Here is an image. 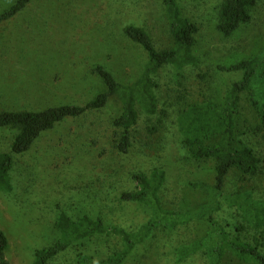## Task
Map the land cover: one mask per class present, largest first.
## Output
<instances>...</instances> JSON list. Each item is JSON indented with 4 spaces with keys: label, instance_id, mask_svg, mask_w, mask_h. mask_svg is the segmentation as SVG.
Masks as SVG:
<instances>
[{
    "label": "trees",
    "instance_id": "obj_1",
    "mask_svg": "<svg viewBox=\"0 0 264 264\" xmlns=\"http://www.w3.org/2000/svg\"><path fill=\"white\" fill-rule=\"evenodd\" d=\"M38 2L16 0L0 14V131L14 132L9 151L0 153V192L12 189V172L17 160L29 158L46 134L83 117L97 120L113 101L120 103V113L111 122V128L106 124L100 127L102 141L108 142L116 130L118 152L129 154L139 134L151 141L149 149L154 152V141L173 119L188 158L212 164L214 180L212 183H190L207 199L190 210H176L164 203L168 182L164 168L155 166L149 173H134V190L122 192L120 196L123 202L140 204L149 211L148 220L138 230L129 231L117 222L111 223L88 213L74 218L58 209L55 227L59 239L50 247L38 249L34 264H51L73 247L79 248L77 264H149L147 249L152 245L156 247L153 241L159 233H170L197 222L207 223L205 235L174 248L171 251L173 264H192L197 258L205 264H264V147L249 140L251 136L264 137V48L238 62L217 67L219 73L241 75L220 100L204 98L202 102H190L186 93L177 90V95H169L171 103L162 101L157 80L159 72L169 66L181 71L200 63L195 53L198 24L184 13L178 0H164L169 47L157 48L151 35L141 26L131 24L123 30L124 36L138 45L146 56L142 72L134 81L124 83L102 62L91 63V41L85 46L84 55L73 51L65 58L66 62L58 64L59 68L65 67L63 73L50 78L43 71L40 84L26 86L30 82L29 75H22L16 69L7 83L9 67L27 66L24 61L29 44L21 45L16 31L23 18L34 12ZM258 3L259 0H223L218 8V31L231 37L248 26L254 19ZM84 12L81 8V14ZM90 21L97 24L94 16L85 14L82 26ZM78 30L72 29L70 36L66 35L69 43L87 45L86 38L91 30ZM31 50L30 56L34 54ZM6 56H11V66H8L9 60L3 59ZM77 69L84 72L81 81L89 83L96 79L102 91L82 103L67 102L84 93L73 76ZM199 78L204 81L206 76ZM17 82L22 84H14ZM58 98H65V101L61 103ZM47 101H54V104L43 108V102ZM245 102L249 104L247 115ZM141 119L146 125L139 131ZM48 150L43 148L39 152L42 163L49 158ZM82 164L89 172L93 169L88 161ZM55 182L49 186L39 185L35 196L38 202L48 199L54 192L53 197L59 198ZM100 239L107 241L109 249H112L110 242L116 243L105 257L99 256L97 251L90 253L86 248L87 243ZM7 247V236L0 230V264H8Z\"/></svg>",
    "mask_w": 264,
    "mask_h": 264
},
{
    "label": "rangeland",
    "instance_id": "obj_2",
    "mask_svg": "<svg viewBox=\"0 0 264 264\" xmlns=\"http://www.w3.org/2000/svg\"><path fill=\"white\" fill-rule=\"evenodd\" d=\"M178 1L184 13L199 26L195 53L200 63L181 71L172 66L162 69L157 76L161 99L171 103L169 95L175 96L179 90L187 94L190 102H202L204 98L220 100L226 89L241 75L219 73L217 67L238 62L264 48V0H259L253 21L231 37L223 36L217 29L218 8L223 0ZM14 2L16 0H0V14ZM81 8L85 9L82 14ZM87 13L96 18L97 24L90 21L82 26ZM23 19L16 31V39L21 45L29 44L24 61L27 66L15 69L9 67L6 72L7 83L16 69L22 75H29L27 80L30 82L26 86L40 84L38 81L43 79L44 72L50 78L63 73L65 67L59 68L58 64L66 62L68 59L65 58L73 51L84 55L87 51L85 46H89L91 41V63L102 62L124 83L134 81L142 72L146 56L138 45L124 36V28L131 24L145 28L157 48L170 46L164 0H39L34 12ZM81 28L83 31L91 30L86 38L87 45L70 44L66 35L70 36L72 29ZM30 50L34 52L32 56ZM3 59L9 60L8 66H11V56ZM82 73L77 69L73 76L79 83L77 87L83 89V95L67 102L75 100L82 103L102 91L96 79L89 83L81 81ZM200 75H205L206 79L200 80ZM60 85L66 87L65 84ZM58 100L63 103L65 98ZM245 103L244 113L247 115L249 104ZM53 104L54 101L43 102V108ZM119 113L120 103L113 101L97 120L87 116L64 123L46 134L29 158L17 160L12 172V189L0 192V230L8 239L5 252L8 264H34L35 252L50 247L59 239L55 227L58 209L74 218L88 213L111 223L117 222L129 231L138 230L148 220L149 211L140 204L123 202L120 195L134 190V173H149L155 166L164 168L168 173L163 194L165 206L190 210L207 199L203 193L194 190L190 183H212L213 165L188 158L189 154L181 144L173 119L154 141V152L149 149L151 141L137 134L131 152L122 154L117 150V131H113L108 142L101 140L100 131V127L105 124L111 128V122ZM145 125L141 119L139 131ZM13 136V131H0V153L9 151ZM249 140L264 147L263 136H251ZM43 148L49 149V158L44 163L39 158ZM83 161L93 166L90 172L82 164ZM52 182L58 187L59 198L53 197L54 192L48 199L38 202L35 196L39 185L43 183L49 186ZM231 189V185H228V190ZM206 231L207 223L197 222L170 233H159L153 241L156 247L152 245L147 249L150 257L147 262L173 264L171 251L182 242L204 236ZM110 243L114 249L116 243ZM86 248L90 249V253L97 251L101 257L112 250L107 241L102 239L87 243ZM78 249H69L51 264H77ZM192 264L205 262L197 258Z\"/></svg>",
    "mask_w": 264,
    "mask_h": 264
}]
</instances>
